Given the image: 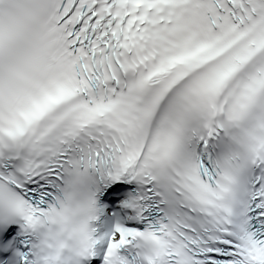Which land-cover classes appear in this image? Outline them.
<instances>
[{
	"label": "snow or ice",
	"instance_id": "snow-or-ice-1",
	"mask_svg": "<svg viewBox=\"0 0 264 264\" xmlns=\"http://www.w3.org/2000/svg\"><path fill=\"white\" fill-rule=\"evenodd\" d=\"M0 264H264V0H0Z\"/></svg>",
	"mask_w": 264,
	"mask_h": 264
},
{
	"label": "clouds",
	"instance_id": "clouds-1",
	"mask_svg": "<svg viewBox=\"0 0 264 264\" xmlns=\"http://www.w3.org/2000/svg\"><path fill=\"white\" fill-rule=\"evenodd\" d=\"M225 149L232 153L235 157L234 164L243 171H247L253 163H255L254 157L248 150L247 144L242 140H229L225 139Z\"/></svg>",
	"mask_w": 264,
	"mask_h": 264
}]
</instances>
